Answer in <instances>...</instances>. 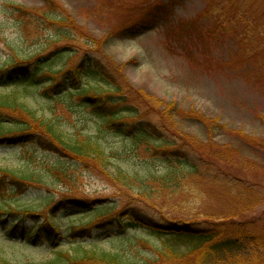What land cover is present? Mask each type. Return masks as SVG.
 Wrapping results in <instances>:
<instances>
[{"label": "trees", "instance_id": "1", "mask_svg": "<svg viewBox=\"0 0 264 264\" xmlns=\"http://www.w3.org/2000/svg\"><path fill=\"white\" fill-rule=\"evenodd\" d=\"M45 1L52 4L44 13H25L33 19V39L25 28L20 44L5 40L8 52L0 51V86L7 89L0 93V145L25 148L21 157L28 163L19 171L0 167V233L33 246L62 242L73 247L75 253L54 248L46 264H264V213L247 215L258 203L255 189L231 159L215 151L211 140L196 142L184 132L176 138L181 128L167 124L164 110L153 111L133 97L127 62L84 47L71 29H57L40 43L34 35L40 24L70 17ZM234 3L210 0L203 13H229ZM164 18L156 14L118 35L136 38ZM26 42L33 48H21ZM189 112L190 119L206 123L205 114ZM39 150L51 153L55 163L33 160ZM78 169L104 173L126 194L134 191L132 199L159 211L160 199L207 200L206 182L226 183L234 204L218 215L199 216L198 208L193 219L159 220L136 211L121 213L117 203L100 197L56 199L49 191L39 193L36 203L25 201L32 189L73 181ZM245 193L252 201L243 207ZM11 216L15 219L9 222ZM65 216L74 219L63 237L57 220ZM27 217L36 220L29 231L19 227ZM96 227L107 228L120 244L111 250L86 247L84 241L105 234ZM5 253L0 245V264L10 263Z\"/></svg>", "mask_w": 264, "mask_h": 264}, {"label": "rangeland", "instance_id": "2", "mask_svg": "<svg viewBox=\"0 0 264 264\" xmlns=\"http://www.w3.org/2000/svg\"><path fill=\"white\" fill-rule=\"evenodd\" d=\"M52 1L59 11L70 17L40 24L34 31L39 42L49 40L57 29H71L84 47L97 49L115 62H127L133 97L153 111L164 110L167 124L173 130L177 126L181 128L176 131V138L184 132L182 136H193L196 142L211 140L213 149L230 158L238 175L255 189L252 193L258 203L247 215L263 214L264 0H237V5L234 3L227 8L229 13H203L210 0ZM49 4L52 3L45 0H0V51L8 52L5 40L20 44L25 28L30 30L33 39V19L25 13L40 15ZM16 6L23 10H16ZM235 10L238 13H230ZM156 14L165 18L159 20L155 28L136 38L118 35L121 29L143 19L148 21ZM56 42L52 45H57ZM21 48H33V45L26 42ZM5 91L7 89L0 86V93ZM28 102L34 107L38 105L31 98ZM192 110L205 114L206 123L190 119L188 113ZM24 149L0 145V167L19 171L22 165L28 164L23 162L27 158L21 157ZM34 154L33 160L56 161L51 153L39 150ZM74 176L71 182L54 180L50 190L46 187L32 189L25 201L36 203L41 198L39 193L47 195L49 191L56 199L67 195L100 197L117 203L115 210L121 213L136 211L159 220L193 219L198 208L199 216L218 215L234 204L233 192L226 183L206 182L207 200L187 203L180 199H160L162 211H159L132 199L134 191L131 192L134 195L126 194L104 173L78 169ZM251 201L245 193L241 205L244 207ZM11 217L9 222L15 219ZM73 219L65 216L57 220L61 236L68 234ZM35 221L27 217L21 221L23 224L19 222V227L25 225V230L29 231ZM99 229L105 234L98 241H84L86 247L111 250L120 244L119 239L110 238L107 228H94ZM61 243L57 242L54 247L47 244L50 248L46 244L33 246L23 240H9L0 233V245L10 259L9 264H46L53 257L54 248L75 253L68 243Z\"/></svg>", "mask_w": 264, "mask_h": 264}]
</instances>
